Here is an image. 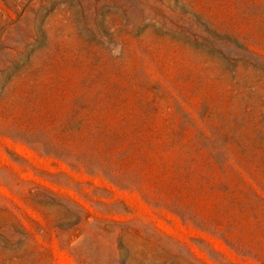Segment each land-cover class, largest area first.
<instances>
[{
    "label": "rangeland",
    "instance_id": "obj_1",
    "mask_svg": "<svg viewBox=\"0 0 264 264\" xmlns=\"http://www.w3.org/2000/svg\"><path fill=\"white\" fill-rule=\"evenodd\" d=\"M0 264H264V0H0Z\"/></svg>",
    "mask_w": 264,
    "mask_h": 264
}]
</instances>
